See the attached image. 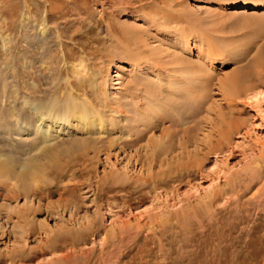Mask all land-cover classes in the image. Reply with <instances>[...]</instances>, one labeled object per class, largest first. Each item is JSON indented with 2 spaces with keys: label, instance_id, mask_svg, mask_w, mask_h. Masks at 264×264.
Masks as SVG:
<instances>
[{
  "label": "rangeland",
  "instance_id": "1",
  "mask_svg": "<svg viewBox=\"0 0 264 264\" xmlns=\"http://www.w3.org/2000/svg\"><path fill=\"white\" fill-rule=\"evenodd\" d=\"M233 9L257 11L227 15ZM135 28L203 66L208 81L197 74L192 97L170 89L151 97L145 79L154 59L144 58L149 71L122 72L125 99L115 105L131 130L129 122L91 126L108 109L98 79L116 78L142 50ZM185 37L211 58L170 46ZM262 48L264 0H0V264H264V71L247 76ZM239 74L254 87L231 103L223 95ZM220 110L241 122L240 132L222 153L206 154ZM142 112L152 125L136 122ZM42 119L56 121L60 135L46 144L37 134ZM191 125L198 131L183 150ZM163 133L174 139L170 155L135 163L149 136L165 144ZM183 152L199 154L201 166L135 179L168 170Z\"/></svg>",
  "mask_w": 264,
  "mask_h": 264
},
{
  "label": "bare ground",
  "instance_id": "2",
  "mask_svg": "<svg viewBox=\"0 0 264 264\" xmlns=\"http://www.w3.org/2000/svg\"><path fill=\"white\" fill-rule=\"evenodd\" d=\"M212 1V0H211ZM217 2V1H216ZM246 2V1H245ZM237 3V2H236ZM260 3V2H259ZM196 6V5H195ZM260 6V5H259ZM198 9H202L203 8V5H197L196 6ZM195 7V8H196ZM231 8V7H230ZM191 10H194V8L192 9L191 8ZM211 10V9H210ZM246 9H242V10H229V12L227 13V15H229V16H231V15H236L237 16V14H239V13H243V12H247V13H249V14H252V13H256V11H245ZM213 11V10H212ZM185 15V14H184ZM187 15V14H186ZM225 15V14H224ZM223 16V15H222ZM228 16V18H230L231 19V17H229ZM250 19H251V17H250ZM131 27V26H130ZM136 27V26H135ZM133 28V27H132ZM141 28V27H140ZM136 29V32L137 33H135V37H136V43H137V45H138V47L140 48V49H142L139 53H137V54H135L136 55V58H137V60H136V62L135 63H133L130 67L128 66V67H118V70H116V78H114V79H112V80H110L109 79V77L108 78H105V80H104V78L102 79V78H100V79H98V82H97V90L99 91V94L102 96V99H103V101H104V104L106 105V106H108V109L107 110H105V114H99L98 115V117L96 118V117H94V118H92V120L90 121V124H91V126H97L98 128H103L104 130H105V128H108V129H114V127L116 126V124L115 123H120V122H123V123H128L129 125L127 126V128L129 129V131L131 130V126H132V121L130 122V118L131 117H129L127 114H125V113H123V111L121 110V109H119L117 106L115 107V105H117V104H119V103H121L123 100V96H121V97H119V95H118V93L120 92V89H122V85H121V83L122 84H124L123 83V80H122V78H124L123 76V74H122V72H127L128 71V73L129 72H134V71H137V70H139V68L141 67V70H142V72L143 71H149V68L146 66L147 64H145V66L143 65V61L141 62V60L142 59H147V58H149L148 60H150V58L152 57L154 60L153 61H151V62H153V65H154V69H152V74H148V75H146V79H145V81H146V92L148 93V94H150V96L152 97L153 95H156V94H158V93H160L159 91H161V89L162 90H167V89H170V90H178V92H184V93H186V95L187 96H194L195 95V92L197 91V89L198 88H200V87H197V85L196 84H193V79L195 80V76H197V74H198V76L200 77V78H203V79H205L206 80V82L208 81V75H205V73H204V67L203 66H201V65H197V66H195L194 65V62H191V60H189L188 58H186L185 56H183L182 54H180L179 52H176L174 49V51L172 50V49H170V47H164V45H163V43H157V38H156V36L155 35H153L152 34V36H149V37H151V38H148V37H145L144 38V36H142L143 35V33L142 34H140L138 31H139V29H137V28H135ZM134 29V30H135ZM131 31V30H130ZM129 31V32H130ZM143 31V30H142ZM135 32V31H134ZM145 35V34H144ZM188 36V35H187ZM158 37V36H157ZM151 39H153L154 41H153V44L150 42L151 41ZM156 41V43H154ZM179 43V45L180 44H182L183 45V48L185 49H189V52H192V49L194 48V47H198L197 46V43H195L194 41L192 42L188 37H185V38H183V39H181V38H177V39H175V40H173V42H172V44L170 45L171 47L174 45V44H178ZM209 46V45H208ZM187 47H189V48H187ZM256 47V46H255ZM208 49V48H207ZM144 50L145 51H147L148 52V54L146 53H144ZM197 51H198V53H197V57L198 58H205V56L207 57L208 55H209V53H208V51H204V50H202L200 47L199 48H197ZM142 52H143V54H145V55H143L142 54ZM210 53H212V52H210ZM134 54V53H133ZM208 57H210V56H208ZM133 58V57H132ZM211 58V57H210ZM210 58H209V60H210ZM208 59V58H207ZM140 61V62H139ZM207 61V60H206ZM206 61H204V62H206ZM248 66H249V68L250 69H248V70H250L249 71V73H248V77H252V78H254L253 76H260L262 73H263V71H264V48H262L261 50H257V53H256V56L249 62V64H248ZM151 70V69H150ZM164 72H166L167 74L166 75H168V77L165 75V73ZM179 73H180V75H189V76H192L190 79H187V77H186V81L184 80L183 82L180 80V77L181 76H178L179 75ZM127 74V73H126ZM132 74V73H131ZM240 75V74H239ZM238 75V77H236L235 79H233V82H232V84H231V86H232V89L229 91V90H227V91H229V92H227V93H225V95H223V97L224 98H226L227 100H231V103H233V102H235L233 99L234 98H236V97H238V96H240L241 94H245L248 90H250V89H253L252 88V86L253 85H251V83H249V84H247L248 82L246 81L247 79L246 78H244V79H241V78H243L241 75L239 76ZM142 77H143V75H142ZM195 77V78H194ZM241 77V78H240ZM239 78V79H238ZM156 79V80H155ZM142 80V79H141ZM183 80V79H182ZM175 82H179L178 83V85H175L174 86V83ZM184 82H186V83H184ZM137 83V82H136ZM145 83V82H144ZM196 83V82H195ZM202 84V83H201ZM139 87V86H138ZM254 87V86H253ZM204 88V87H203ZM116 89H119V90H117V91H113L112 92V90H116ZM184 95V94H183ZM198 96H200L199 94H198ZM206 96V95H205ZM154 97V96H153ZM160 97V96H159ZM150 98V97H149ZM175 98V97H174ZM190 98V97H189ZM125 99V98H124ZM205 99V98H204ZM225 99V100H226ZM237 99V98H236ZM179 100V99H178ZM233 100V101H232ZM135 102V101H134ZM149 102V101H148ZM196 103V102H195ZM141 104V103H140ZM190 104V103H189ZM200 104V103H199ZM227 105V104H226ZM172 106H173V104H172ZM218 106V105H217ZM220 106V105H219ZM222 106V105H221ZM232 106V105H231ZM145 107V106H144ZM164 107H165V105H164ZM175 107V106H174ZM180 107V106H179ZM228 107V106H227ZM191 108V107H190ZM205 108V107H204ZM230 108H232V107H230ZM152 110V109H151ZM177 110V109H176ZM214 110V109H213ZM212 110V111H213ZM143 111V110H142ZM193 111V110H192ZM216 111V110H215ZM83 112V111H82ZM152 112V111H151ZM210 112V111H209ZM214 112V111H213ZM202 113V112H201ZM227 113V112H226ZM231 114H232V112H231ZM155 115V114H154ZM209 115V114H208ZM150 116V115H149ZM147 114H145L144 112H142L141 114H139V117H138V119L139 120H137L136 122H138L139 124H146V125H150L151 124V118L152 117H149ZM161 116V115H160ZM170 116V115H169ZM188 116V115H187ZM186 116V117H187ZM198 116H199V114H198ZM197 116V117H198ZM205 116V115H204ZM46 117V116H45ZM109 117H112L113 119H112V122H111V120H110V118ZM156 117V116H155ZM212 117H214V116H212ZM115 118V119H114ZM116 118H117V120H116ZM175 118V117H174ZM179 118V117H178ZM87 119V118H86ZM153 119V118H152ZM207 119V118H206ZM209 119V118H208ZM77 120L79 121V122H81V120L83 121V120H85V118L84 117H82L81 115H78L77 116ZM113 120H115V121H113ZM174 120V119H173ZM172 120V121H173ZM193 120V119H192ZM41 121H43L42 123H43V127H42V129H37V134H38V136H40V139H41V142L43 143V144H46V143H50L51 141H53V140H56L60 135L58 134H56L55 133V131H54V128L55 127H58V125H57V122L56 121H45V120H41ZM177 121H178V119H177ZM193 121H195V120H193ZM199 121V120H198ZM197 121V122H198ZM201 121V120H200ZM174 122V121H173ZM197 122L195 123L196 125H197ZM202 122V121H201ZM207 122H209V121H207ZM40 123V122H39ZM55 123H56V125H55ZM110 123H112L113 125H112V127H109V125H110ZM138 123H136L137 125H138ZM154 123V122H153ZM152 123V124H153ZM188 123V122H187ZM210 124H211V129H210V137L208 138L209 140H207L206 141V144L208 145L207 146V150H208V152L206 153V154H209V153H216V154H220V153H222L223 151H224V147H225V142L228 140L229 141V138L231 137V134H232V132L233 131H237V132H240V127H241V122L239 123V121L238 120H236V119H234L233 118V115L231 116H229V115H226L225 113H222V111L220 110L218 113H216V116L214 117V118H212L211 120H210V122H209ZM131 124V125H130ZM135 124V125H136ZM151 124V125H152ZM175 124V123H174ZM182 124V123H181ZM191 124V123H190ZM199 124V123H198ZM201 124V123H200ZM210 124H209V126H210ZM78 125V123H75V126H77ZM156 125V124H155ZM173 125V124H172ZM186 125H188V124H186ZM185 125V126H186ZM195 125V126H196ZM60 127L62 126V125H59ZM158 126V125H157ZM195 126L194 125H191V126H189V127H184V131L182 132V133H184L183 135L182 134H180L179 133V131H178V133L180 134V135H182V136H180L179 134H178V137L177 138H179V136L181 137V140L179 141V142H181L180 143V145L182 146V148H183V150H185V148H186V144H188L189 143V140L191 139V138H193V135H192V133L195 131ZM199 126V125H198ZM59 127V129H57V131L56 132H60L61 130V128ZM137 127V126H136ZM167 127V126H166ZM170 127V126H169ZM174 127H176V126H173V128ZM183 127V126H182ZM181 126H180V128H182ZM37 128V127H36ZM124 128H126V126L125 125H123V126H121V128H120V130H121V134H123V132L125 133L126 131L124 130ZM161 128V127H160ZM165 128V127H164ZM171 128V127H170ZM172 128V129H173ZM177 128V127H176ZM175 128V130H178V129H176ZM196 128H197V126H196ZM26 129V128H25ZM168 129V128H167ZM172 129H171V131H172ZM107 130V129H106ZM152 130V129H151ZM165 130V129H164ZM174 130V129H173ZM197 131H198V129H196ZM24 132H27L28 130L26 129V130H23ZM133 131V130H132ZM142 131V130H141ZM170 131V132H171ZM197 131H195L196 133H197ZM36 132V131H35ZM145 132V131H144ZM169 132V131H168ZM133 133V132H132ZM151 133V132H150ZM165 133L167 134V130L165 131ZM173 133V137H174V135H175V132H172ZM177 134V133H176ZM132 136L131 134H126V137H128V136ZM142 135V134H141ZM163 135L164 136H166V137H168V135H169V133H168V135H165L164 133H163ZM192 135V136H191ZM171 136V135H170ZM172 136L171 137H168V138H165V144H162L163 142V140L161 141H159V139H158V141H157V139L155 140L154 138H153V140L151 139V140H149L150 139V136H149V141H153L152 142V144L150 145V144H148L149 142H148V140H146L147 142H146V146H148L147 147V149H149V151L144 155V156H142L141 154L140 155H136V157L137 158H135V163H136V161L138 162V161H140V160H142V159H145L146 161H147V159L149 160V159H154V157L156 156V157H160L161 155H164L165 156V154H166V152L168 151V153H167V155L169 154L170 155V150H171V148H172V141L174 140H172ZM190 136H191V138H190ZM194 136H195V134H194ZM214 138H213V137ZM124 137H125V135H124ZM134 137V136H133ZM136 137V136H135ZM157 137V136H156ZM160 137V136H159ZM28 138H30V137H28ZM161 138H163V136L161 137ZM27 139V138H26ZM166 139H168V141L166 140ZM214 139V140H213ZM122 140V139H121ZM166 141H167V143H166ZM175 141H177L176 139H175ZM174 141V143H176ZM155 142H157V143H155ZM116 143V142H115ZM114 141L112 140L111 141V145L112 146H114ZM117 144H119V143H117ZM178 144V143H177ZM131 147H135L134 146V143H132V144H129ZM189 145V144H188ZM116 146V145H115ZM145 146V147H146ZM117 147V146H116ZM119 147H123V143H122V146H120V144H119ZM139 147V146H138ZM145 147H143L144 149H145ZM188 147V146H187ZM179 148H180V146H179ZM182 148H180V149H182ZM123 149V148H122ZM121 149V150H122ZM127 149H129V148H127ZM131 149V148H130ZM134 149H136V148H134ZM141 149H142V147H141ZM187 149V148H186ZM120 150V149H119ZM124 151L126 150L125 148L123 149ZM132 150V149H131ZM130 150V151H131ZM139 151H140V149H138ZM199 150V149H198ZM129 151V152H130ZM133 151H135V150H133ZM142 151V150H141ZM173 151L174 150H172V152L171 153H173ZM192 151V150H191ZM194 151H196L197 152V150L195 149ZM123 152V151H122ZM143 152V151H142ZM146 152V151H145ZM200 153H201V150L199 151ZM198 152V153H199ZM47 153V152H46ZM124 153H126V151L124 152ZM135 153H138V151H136ZM165 153V154H164ZM198 153H195V154H198ZM139 154V153H138ZM192 154L193 153H189V152H183V153H181V155H179V156H177V159L175 158V160L173 161V159H172V161H173V163L169 160V162H171L170 164H171V166L169 167V171L168 170H163V169H161L162 171L160 172H158V173H156L154 176H152L151 175V172H150V177H149V179L148 178H146V179H142L141 177H145L144 175L143 176H141V175H139L138 174V176H136L135 177V179L137 180V181H146V182H149V180L150 181H154V182H156L157 181V177H159V174H163V175H160V178H161V176H164L165 174H166V172H167V175H171L172 173V169H173V167L174 168H176V171L175 172H179L181 175H184V173H186V172H190L191 171V168L193 169L194 168V166H193V163L194 164H198V163H195L196 162V158H198V156H199V154L196 156V157H193L192 156ZM131 155H134V153L133 154H131ZM191 156H192V159H191ZM47 157H49L51 160L55 157V155L53 154V153H49L48 154V156ZM131 157V156H130ZM135 157V156H134ZM133 157V158H134ZM162 157V156H161ZM172 157H174V156H172ZM176 157V156H175ZM186 157V158H185ZM200 157V156H199ZM132 158V159H133ZM195 158V159H194ZM187 161H186V160ZM195 160V161H191V163H189L190 162V160ZM200 159V158H199ZM202 159V158H201ZM131 160V159H130ZM144 160V161H145ZM200 161V160H199ZM172 165H174V166H172ZM198 165H200L201 166V164H198ZM197 165V166H198ZM44 167L42 168V169H49V166L48 165H43ZM149 166V165H148ZM195 169V168H194ZM42 171V170H41ZM44 172V171H43ZM125 172V171H124ZM174 172V173H175ZM141 173V172H140ZM155 173V172H154ZM125 174V173H124ZM128 173H127V171H126V174H125V178H127L128 177ZM147 176V175H146ZM159 178V179H160ZM164 178V177H163ZM180 178H181V176H180ZM140 181V182H141ZM125 182V181H124ZM41 183V182H40ZM94 225H95V221H93V220H90V222H89V225L87 226V228L89 229H91V228H93L94 227ZM113 231H116L115 230V228H113ZM4 231H2L0 234L1 235H3L4 233H3ZM24 248V247H23ZM18 250H20V249H18ZM23 250V249H22Z\"/></svg>",
  "mask_w": 264,
  "mask_h": 264
}]
</instances>
